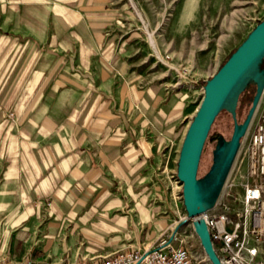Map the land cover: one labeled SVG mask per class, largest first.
<instances>
[{
    "label": "crops",
    "instance_id": "1",
    "mask_svg": "<svg viewBox=\"0 0 264 264\" xmlns=\"http://www.w3.org/2000/svg\"><path fill=\"white\" fill-rule=\"evenodd\" d=\"M131 19L126 0H0L1 260L148 250L178 222L192 86L135 72Z\"/></svg>",
    "mask_w": 264,
    "mask_h": 264
},
{
    "label": "rangeland",
    "instance_id": "2",
    "mask_svg": "<svg viewBox=\"0 0 264 264\" xmlns=\"http://www.w3.org/2000/svg\"><path fill=\"white\" fill-rule=\"evenodd\" d=\"M126 1L132 13L129 22L140 30L133 46V69L147 78L164 76L171 84L173 80H181L183 85L192 86L196 110L203 97V84L264 20V0ZM254 95L255 85L251 84L239 99L237 123L247 118ZM263 109L264 97L259 100L256 116ZM233 126V118L228 112L222 111L216 117L201 154L198 178H202L212 165L217 138L229 140ZM175 186L172 202L179 221L186 213L182 192ZM180 230L184 236L192 233L189 222ZM189 244L195 257H205L198 241L193 239ZM203 264L210 263L206 259Z\"/></svg>",
    "mask_w": 264,
    "mask_h": 264
},
{
    "label": "built area",
    "instance_id": "3",
    "mask_svg": "<svg viewBox=\"0 0 264 264\" xmlns=\"http://www.w3.org/2000/svg\"><path fill=\"white\" fill-rule=\"evenodd\" d=\"M264 97V90L262 93ZM249 124L241 140L238 155L214 206L198 217L205 222L213 250L221 264H264V109ZM169 161V157H166ZM177 164V161H176ZM171 186L181 183L176 170L169 172ZM180 198V197H179ZM148 250H128L103 258H86L68 262H16L0 264H203L205 257H195L189 241H198L192 222L191 235L175 226ZM201 246V245H200ZM205 254V253H204ZM208 260V259H207ZM210 263V262H209Z\"/></svg>",
    "mask_w": 264,
    "mask_h": 264
},
{
    "label": "water",
    "instance_id": "4",
    "mask_svg": "<svg viewBox=\"0 0 264 264\" xmlns=\"http://www.w3.org/2000/svg\"><path fill=\"white\" fill-rule=\"evenodd\" d=\"M264 20L228 57L220 69L205 82L203 97L185 133L176 164V177L181 183V196L186 219L172 233L193 219L192 226L210 264H221L200 215L211 209L218 199L238 154L241 140L255 114L264 90ZM255 85L252 107L243 123L236 120V108L241 95ZM228 112L234 121L230 140L218 137L212 153L209 171L198 178V167L208 134L216 117Z\"/></svg>",
    "mask_w": 264,
    "mask_h": 264
},
{
    "label": "flooded vegetation",
    "instance_id": "5",
    "mask_svg": "<svg viewBox=\"0 0 264 264\" xmlns=\"http://www.w3.org/2000/svg\"><path fill=\"white\" fill-rule=\"evenodd\" d=\"M238 106V105H237ZM250 106H252V102H251V105ZM236 115H237V108H236ZM243 123V122H242ZM239 124V123H238ZM241 124V123H240ZM226 140V139H225ZM230 140V139H229ZM228 141V140H227Z\"/></svg>",
    "mask_w": 264,
    "mask_h": 264
},
{
    "label": "trees",
    "instance_id": "6",
    "mask_svg": "<svg viewBox=\"0 0 264 264\" xmlns=\"http://www.w3.org/2000/svg\"><path fill=\"white\" fill-rule=\"evenodd\" d=\"M205 85V83L203 84V86ZM208 136H209V134H208ZM208 139V138H207ZM207 141V140H206Z\"/></svg>",
    "mask_w": 264,
    "mask_h": 264
},
{
    "label": "bare ground",
    "instance_id": "7",
    "mask_svg": "<svg viewBox=\"0 0 264 264\" xmlns=\"http://www.w3.org/2000/svg\"><path fill=\"white\" fill-rule=\"evenodd\" d=\"M262 96H263V95H261V100H262ZM255 112H256V111H255Z\"/></svg>",
    "mask_w": 264,
    "mask_h": 264
}]
</instances>
